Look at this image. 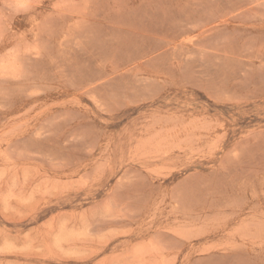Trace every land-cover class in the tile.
<instances>
[{"label": "rangeland", "instance_id": "374dc122", "mask_svg": "<svg viewBox=\"0 0 264 264\" xmlns=\"http://www.w3.org/2000/svg\"><path fill=\"white\" fill-rule=\"evenodd\" d=\"M0 264H264V0H0Z\"/></svg>", "mask_w": 264, "mask_h": 264}]
</instances>
